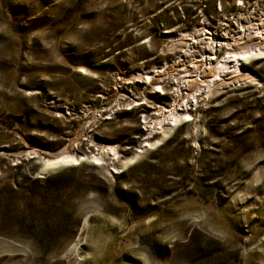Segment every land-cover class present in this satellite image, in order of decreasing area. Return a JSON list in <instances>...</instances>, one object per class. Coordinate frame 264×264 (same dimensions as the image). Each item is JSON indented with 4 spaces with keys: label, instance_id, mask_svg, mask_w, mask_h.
<instances>
[{
    "label": "rangeland",
    "instance_id": "1",
    "mask_svg": "<svg viewBox=\"0 0 264 264\" xmlns=\"http://www.w3.org/2000/svg\"><path fill=\"white\" fill-rule=\"evenodd\" d=\"M263 18L264 0H0V187L65 170L79 188L65 226L25 221L57 228L44 241L0 232V264H264V54L209 97L177 84L185 42L198 58L213 37L216 63Z\"/></svg>",
    "mask_w": 264,
    "mask_h": 264
},
{
    "label": "bare ground",
    "instance_id": "2",
    "mask_svg": "<svg viewBox=\"0 0 264 264\" xmlns=\"http://www.w3.org/2000/svg\"><path fill=\"white\" fill-rule=\"evenodd\" d=\"M242 26L243 28L241 34L231 37H228L227 35L223 38V40H220L225 46V55L224 58H222L223 60H220L216 63L214 62L216 58L215 53L216 47L217 45H219V43H216L213 37L209 36L211 40L209 41L210 44L208 45V47L198 46V49L195 50V52H199L198 58H194L195 53H192L194 51V46H196L193 42L197 41V39L193 40L191 39L193 37H191L190 39L193 40L192 42H185V44L188 46L186 48L184 47L185 49L182 50L181 55L183 57H187L188 55H191L193 57L192 59H190L191 63L189 62V64L191 65H189V68L185 69L183 67V73L180 71L182 74L177 77L178 87H182L184 89L189 88L191 89V91L193 89L194 92L204 88L205 92L208 94L209 97V95L216 91L218 89V86L222 85L226 79H230L231 83L237 84L244 79L250 78L245 72L244 65L248 57H251L253 55L264 54V18L259 22L247 20L246 23L242 24ZM195 34L203 39L205 36H207V34H209V32L208 29H200L199 31H196ZM203 44H206V41ZM164 68L166 67L155 66L149 71H142L141 77L148 84L155 83L153 79L156 75L166 73V70L164 71ZM153 85H151V88H158V86H162ZM194 92H191L190 95H192L193 98L196 99V95L194 96L193 94ZM184 97L186 96L182 95V99ZM177 104L181 105V103ZM163 112V118H166L171 122H174L177 119V110L174 111L172 109L166 108V110H163ZM165 112H168L167 116L165 115ZM155 120V123L161 122L160 117ZM71 157L72 156L69 154H60L59 157L55 160V162L58 163L61 161H68L71 159Z\"/></svg>",
    "mask_w": 264,
    "mask_h": 264
},
{
    "label": "trees",
    "instance_id": "3",
    "mask_svg": "<svg viewBox=\"0 0 264 264\" xmlns=\"http://www.w3.org/2000/svg\"><path fill=\"white\" fill-rule=\"evenodd\" d=\"M21 167V164H18L14 168L19 171ZM74 170V167L69 169V171ZM18 175L13 176L10 182L0 187V195H5L0 204V227L3 228L0 232L12 234L5 230L16 219L20 228L24 226L27 232L35 231V238L44 241L47 239L46 236L56 232L57 228L34 227L33 231L25 221L35 225L38 217L51 213L56 217L59 227L65 226L63 224L67 222L65 213L69 210L67 207L69 199L73 198L79 188L72 183L71 177L65 176V170H59L44 178L34 177V172L29 170Z\"/></svg>",
    "mask_w": 264,
    "mask_h": 264
}]
</instances>
